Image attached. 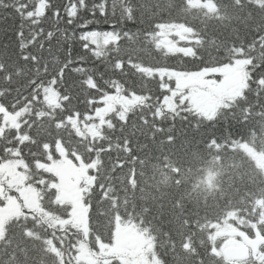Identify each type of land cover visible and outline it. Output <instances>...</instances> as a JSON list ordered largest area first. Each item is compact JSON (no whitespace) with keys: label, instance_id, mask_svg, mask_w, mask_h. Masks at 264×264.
Wrapping results in <instances>:
<instances>
[{"label":"trees","instance_id":"trees-1","mask_svg":"<svg viewBox=\"0 0 264 264\" xmlns=\"http://www.w3.org/2000/svg\"><path fill=\"white\" fill-rule=\"evenodd\" d=\"M38 2L0 0V108L20 114L22 136L21 142L7 134L0 152L21 150L31 170L38 165L44 184L38 226L23 223L7 232L0 239V264H88L81 255L90 264H125L130 253L111 246L117 229L132 226L150 240L160 264H228L211 253V228L225 220L244 234L232 242L230 264H264V243L258 245L264 239V164L256 156H264V120L253 115L241 127L229 117L215 129L205 121L197 130L198 117L182 108L169 111L172 99L161 103L162 84L175 87L169 74L230 63L234 47L244 48L252 61V77L264 74V0H127L135 21L118 27L130 35L104 45L99 55L91 48L85 53L79 35L111 31L110 25L67 24L65 7L77 0H48L51 8L38 18L22 20L15 10L34 11ZM102 2L86 0L89 7ZM107 3L110 12L112 0ZM56 9L59 25L51 17ZM78 17L93 18L87 9ZM97 18L103 19L98 12ZM161 27L188 32L170 37L173 48H167L158 36ZM73 33L76 40L64 38ZM115 89L144 100L121 107L125 120L100 127L99 100ZM59 142L72 161L67 197L85 210L86 231L74 218L67 229L57 223L70 219L73 209L53 206L57 190L51 184L58 179L44 168L61 165ZM78 158L95 164L87 175L77 173Z\"/></svg>","mask_w":264,"mask_h":264},{"label":"snow or ice","instance_id":"snow-or-ice-1","mask_svg":"<svg viewBox=\"0 0 264 264\" xmlns=\"http://www.w3.org/2000/svg\"><path fill=\"white\" fill-rule=\"evenodd\" d=\"M3 6L8 7L9 5ZM49 8H51V5L48 0H39V4L34 11L21 13L19 8L15 10L23 20L34 16H44ZM80 9H87L91 12L93 18L89 20L78 17ZM65 12L68 17L67 24L73 25V27L87 29L93 23H106L111 26V31L89 30L83 31L79 35L78 39L81 42L80 47L83 51L87 53L91 48L94 54L97 55L102 52L104 45L118 41L122 34L130 35V33H122L118 25L135 21L133 7L127 0H112L110 12L107 0L91 7L87 5L86 0H77V3L66 6ZM97 12L99 17L103 18L102 20L97 18ZM117 12H119L118 15ZM51 17L59 25V9L53 11ZM156 27L159 26L156 25ZM47 36L48 39H52L53 32L50 30ZM64 38L66 40H76L74 33L71 37L64 35ZM232 52L233 56L230 63L205 66L196 71H185L179 75L169 76V79L175 82V87L170 84H162L161 90L165 92V96L161 101L162 105L167 106L168 100L172 99L173 107L168 108L169 111L176 113L177 108H182L184 113L198 117L199 119L194 122L197 130H199L201 123L205 121L212 129H215L218 127L220 119L227 121L229 117L233 118L241 127H246L249 118L253 115L264 120V74L252 77L251 73L247 71L252 61L245 58L244 48L234 47ZM68 55L69 57L72 55L71 46L68 49ZM261 58L264 59V53L261 54ZM167 71L176 72L175 69ZM221 109L227 111L222 114ZM171 130L169 129V131ZM171 139L172 137L169 136V140ZM214 139L213 133L210 142Z\"/></svg>","mask_w":264,"mask_h":264},{"label":"flooded vegetation","instance_id":"flooded-vegetation-1","mask_svg":"<svg viewBox=\"0 0 264 264\" xmlns=\"http://www.w3.org/2000/svg\"><path fill=\"white\" fill-rule=\"evenodd\" d=\"M8 118H0V128H3L4 130L7 129L8 123L11 125L13 124L12 121ZM10 152V151H8ZM12 157H15L14 159V166L11 167V174H8V171L5 173V179L10 180L12 184L7 185L6 183H2V178L0 177V210H2L4 213H6V218L2 217L0 219V232L3 229L4 224L7 225L9 222L14 220L16 218V215L18 214V208L20 206V202L23 199V196L27 191H29V187L37 188L38 187V181H33L31 184L25 180L28 179L29 171L25 169L26 167L22 165L23 156L21 150H16L12 152ZM1 162V159H0ZM4 165V163H0V169L1 166ZM9 170V171H10ZM22 177V180L20 178ZM38 179V178H37ZM18 181V183H16ZM11 195L8 197V195ZM22 208V206H21ZM24 211V209L22 208ZM28 211V210H26ZM12 229L9 228L5 233L10 232Z\"/></svg>","mask_w":264,"mask_h":264},{"label":"rangeland","instance_id":"rangeland-1","mask_svg":"<svg viewBox=\"0 0 264 264\" xmlns=\"http://www.w3.org/2000/svg\"><path fill=\"white\" fill-rule=\"evenodd\" d=\"M196 4V3H193ZM188 31L182 28H177V27H166L162 28L159 33V37L161 41L167 45L171 46L169 43V38L172 36L180 37L182 34H186ZM116 95V94H115ZM114 94L110 95L109 97L105 98L102 103L105 105L101 108V112H99V115L105 114L110 112L111 110L114 109V106L116 105V96ZM136 100V99H133ZM259 158V157H258ZM261 164H264V158H259L258 159ZM6 180V179H3ZM128 240L130 243V246L134 250H129L125 249L126 247L124 246V242ZM118 243L120 244L119 246L124 247L123 252H128L130 253L131 259L129 260V264H158L157 260L152 253V247L149 248V239H147L145 236H130L128 233L123 234L122 232H119V240ZM83 260L88 261L87 257H84ZM126 264L128 263V260L125 262Z\"/></svg>","mask_w":264,"mask_h":264},{"label":"bare ground","instance_id":"bare-ground-1","mask_svg":"<svg viewBox=\"0 0 264 264\" xmlns=\"http://www.w3.org/2000/svg\"><path fill=\"white\" fill-rule=\"evenodd\" d=\"M3 181H4V183H6L7 185H10V184H12V183L10 182V180H8V179H6V180H3ZM16 183H18V181H17Z\"/></svg>","mask_w":264,"mask_h":264},{"label":"water","instance_id":"water-1","mask_svg":"<svg viewBox=\"0 0 264 264\" xmlns=\"http://www.w3.org/2000/svg\"><path fill=\"white\" fill-rule=\"evenodd\" d=\"M1 133H2V132L0 131V135H1Z\"/></svg>","mask_w":264,"mask_h":264}]
</instances>
